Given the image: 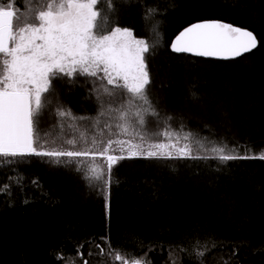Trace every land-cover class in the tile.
Instances as JSON below:
<instances>
[{"label": "trees", "instance_id": "obj_1", "mask_svg": "<svg viewBox=\"0 0 264 264\" xmlns=\"http://www.w3.org/2000/svg\"><path fill=\"white\" fill-rule=\"evenodd\" d=\"M11 3L19 15L31 0ZM112 6L109 28L128 27L155 43L145 53L148 96L159 113L145 114L149 138L163 141L151 134L174 131L198 158L125 159L113 167L108 187L103 179L85 178L90 158H77L79 171L67 157L0 166V264H69V257L74 264H113L109 245L144 264H264V160L223 161L211 151L227 144L239 155L264 152V0H112ZM153 6L162 14L145 20ZM156 20L159 36L151 30ZM203 21L252 31L259 46L228 61L174 53L175 37ZM94 79L53 81L49 109L95 117L101 100L117 107L127 99L117 89L98 100L102 82ZM40 120L57 146L70 147L62 141L80 132L100 138L91 119L76 121V129L65 126L62 135L52 112L45 110ZM95 164L106 177L104 159L97 156ZM105 236L107 243L100 239Z\"/></svg>", "mask_w": 264, "mask_h": 264}, {"label": "snow or ice", "instance_id": "obj_2", "mask_svg": "<svg viewBox=\"0 0 264 264\" xmlns=\"http://www.w3.org/2000/svg\"><path fill=\"white\" fill-rule=\"evenodd\" d=\"M113 10L112 0H31L18 15L11 0L6 5L0 0V166L25 163L30 157H48L60 163L62 157H67L66 162L76 163L79 171L82 161L77 158H90L89 174L85 178L103 179L108 187L113 167L125 159L198 158L192 156L189 144L178 148L172 143L173 138L179 139L174 131L164 129L151 134L167 142H153L149 138L144 127L145 114L158 117L159 113L148 96L147 86L151 81L145 53H149L155 43L136 38L128 27L114 26L105 31L108 14ZM160 14L158 6L148 7L144 18ZM159 25L160 21L156 20L151 29L157 36ZM258 46L259 41L252 31L220 21L192 24L170 45L176 53L220 59L242 57ZM78 75L95 78L93 84L102 82L100 88L95 89L98 100L101 96L112 97L117 89L129 95L126 100L121 97L123 103L117 107L111 99L101 100L95 117L74 116L71 109L62 107L49 109L51 95L55 94L53 81L67 78V82L72 83ZM45 110L58 118L61 135L65 126L76 129V121L91 119L100 138L97 134L88 137L80 132L79 137L62 141L70 147L57 146L41 131L40 117ZM101 118H104L103 128L99 127ZM104 129L108 130L107 139ZM190 135L183 139L188 140ZM123 136L129 139H122ZM211 151L223 161L264 160V152L239 155L236 146L229 148L227 144L216 145ZM97 156L105 161L106 177L104 169L95 164ZM100 239L108 241L106 236ZM109 252L113 264H144L142 257H133L110 245ZM78 254L82 256L79 249ZM68 261L74 264L73 258L69 257Z\"/></svg>", "mask_w": 264, "mask_h": 264}, {"label": "rangeland", "instance_id": "obj_3", "mask_svg": "<svg viewBox=\"0 0 264 264\" xmlns=\"http://www.w3.org/2000/svg\"><path fill=\"white\" fill-rule=\"evenodd\" d=\"M102 16V15H101ZM103 17V16H102ZM112 28H109V23H108V21H107V24L105 25V31H110ZM138 104H139V102H137ZM132 111H135V108H133V110ZM146 116V115H145ZM180 139H175V138H173V141H172V143H174L175 145H176V147H178V148H182L185 144H179V141ZM162 142H167L166 140H164V138H163V141ZM173 152H175V149H171ZM96 182L97 181H100V180H95ZM101 182V181H100Z\"/></svg>", "mask_w": 264, "mask_h": 264}, {"label": "water", "instance_id": "obj_4", "mask_svg": "<svg viewBox=\"0 0 264 264\" xmlns=\"http://www.w3.org/2000/svg\"><path fill=\"white\" fill-rule=\"evenodd\" d=\"M203 22H205V21H203ZM258 39V38H257ZM175 40V39H174ZM259 41V40H258ZM174 42V41H173ZM172 42V43H173ZM254 51V50H253ZM174 53H176V52H174ZM178 54H185V55H188V56H192V57H197V58H203V59H211V60H219V61H228V60H233V59H220V58H216V57H201V56H196V55H194V54H192V53H178ZM246 54H248V53H246ZM245 54V55H246ZM243 57V56H242ZM240 58V57H239ZM237 59V58H236Z\"/></svg>", "mask_w": 264, "mask_h": 264}]
</instances>
